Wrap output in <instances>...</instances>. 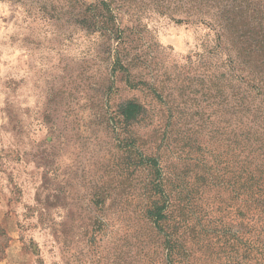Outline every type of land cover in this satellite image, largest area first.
<instances>
[{"label": "rangeland", "instance_id": "1", "mask_svg": "<svg viewBox=\"0 0 264 264\" xmlns=\"http://www.w3.org/2000/svg\"><path fill=\"white\" fill-rule=\"evenodd\" d=\"M102 1L0 0V264L153 257L146 156L156 149L170 153L184 185L173 196L195 263L245 264L246 242L260 236L251 260L260 264L261 228L234 223L230 211L243 196L234 201L242 158L233 157L229 123L247 113H198L199 59L214 72L227 47L215 50L216 32L192 4L130 0L123 17L134 41L124 50L140 68L127 83L123 72L110 75L117 43L101 31ZM257 2L251 22L264 25ZM130 103L142 110L123 118Z\"/></svg>", "mask_w": 264, "mask_h": 264}, {"label": "trees", "instance_id": "2", "mask_svg": "<svg viewBox=\"0 0 264 264\" xmlns=\"http://www.w3.org/2000/svg\"><path fill=\"white\" fill-rule=\"evenodd\" d=\"M130 0H103L105 16L103 18L102 32L105 37L113 38L117 45L115 48L113 71L110 74L120 75L127 83L133 79L134 73L140 66L130 60L129 52H125V43L134 41L131 37L134 30L125 25L123 11L130 10L126 5ZM179 3L192 4L201 15V23L214 29L216 32L215 50L228 49L229 54L215 71L205 60L206 56L199 59L201 70L198 78L200 101L205 106L199 105L198 113L206 108L215 107L216 111L226 107L224 112L233 115L246 111L240 120L233 117L229 123L232 135V153L236 161L242 158V164L236 162L235 171L238 179L234 182L233 191L235 200H239L236 192L242 191L243 200L231 210L236 223L243 218L251 228H261L259 232L264 235V118L262 117L264 105V30L263 22L253 23L250 18L252 7L258 5L257 0H179ZM206 19V20H205ZM203 21H206L204 23ZM128 22V21H127ZM128 35V36H127ZM211 53V52H210ZM224 69V72H221ZM132 86V84H131ZM137 88V86H135ZM227 90H232L231 94ZM229 99L232 100L229 103ZM174 108L166 111L172 117L178 115ZM142 110V106L130 103L123 110V118L130 119ZM171 113V114H170ZM236 119V120H235ZM151 173L154 176L152 188V202L146 218L152 223L156 236L153 238L157 244L154 246L153 257L147 252L140 257L142 264H196L192 254L197 252L188 244L187 232L182 224L186 221L184 211L175 206L173 192L183 188L172 166L170 153L156 152L146 156ZM175 178V179H174ZM243 179V181H242ZM179 196V194H178ZM183 213V216L181 215ZM186 213V212H185ZM191 214V209L187 208ZM233 224V223H232ZM259 237L253 236L245 245V253H250L249 258L254 260L257 249L252 244L259 245ZM186 239V241H185ZM262 262H264V251ZM192 259V260H191ZM245 264H253L248 257ZM258 262L262 264L260 259Z\"/></svg>", "mask_w": 264, "mask_h": 264}]
</instances>
